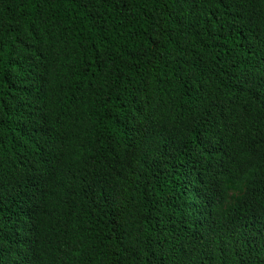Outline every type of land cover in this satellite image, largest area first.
Returning a JSON list of instances; mask_svg holds the SVG:
<instances>
[{
  "label": "trees",
  "instance_id": "1",
  "mask_svg": "<svg viewBox=\"0 0 264 264\" xmlns=\"http://www.w3.org/2000/svg\"><path fill=\"white\" fill-rule=\"evenodd\" d=\"M0 264H264V0H0Z\"/></svg>",
  "mask_w": 264,
  "mask_h": 264
}]
</instances>
